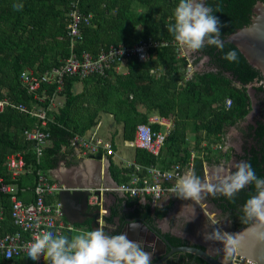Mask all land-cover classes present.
I'll return each mask as SVG.
<instances>
[{
	"label": "trees",
	"instance_id": "obj_1",
	"mask_svg": "<svg viewBox=\"0 0 264 264\" xmlns=\"http://www.w3.org/2000/svg\"><path fill=\"white\" fill-rule=\"evenodd\" d=\"M70 1L0 0V100L7 99L29 108L33 101L20 89L19 73L28 69L35 74H42L56 68L68 55L65 17ZM134 1L142 5L150 4L149 7L155 9L136 14L130 8ZM256 1L264 2L204 0V3L219 18L222 25L220 38L223 39L235 29L248 24L251 7ZM178 2L179 0H78L79 10L84 15L90 14L91 20L89 25L81 27L82 40L76 45V50L94 55L102 48L117 45L129 47L143 39L166 44L150 51L147 61L143 63L128 61L123 73L106 71L103 76L94 75L82 80L63 78L58 95L64 101L57 110L46 113L48 121L42 130L49 134L50 144L43 151L38 164L32 152V143L24 141L21 136V131L32 128L36 119L4 108L0 114V177L6 183L11 182L3 166L7 154L23 152L26 168L31 173L19 177L15 183L19 187L32 188L36 170L51 169L60 147L66 146L70 139L82 136L95 126L93 118L98 111L110 115L115 124H122V137L125 141L132 140L135 126L144 123L147 114L171 116L173 128L166 137L160 156L154 158L143 150L134 149V163L168 168L175 163L186 164L190 152H193L196 157L192 161V169L201 177L203 160L213 165L219 161L226 163L231 157L228 152L217 150L211 154L210 147L220 141L228 128L236 126L248 114L250 97L245 92L247 86L253 92L258 114L244 128L241 153L234 157L237 163L249 162L257 177L264 179V78L255 69L247 67L234 47L224 44L223 50L206 45L200 51H191L196 61L205 60V69L194 71L188 80L183 81L186 62L177 57L173 44L175 40L167 30L174 20L173 12ZM110 4L114 7L113 15L109 13ZM137 28L141 30L138 31ZM228 51L236 52L235 61L224 59ZM157 67L162 69L161 74H148L150 69ZM77 83L81 84L82 89L74 94L72 89ZM54 90V85L45 88L46 99L43 103H38L43 109L48 106V98ZM225 99L230 100L227 109L223 106ZM88 100L95 107L87 115L85 122L81 123L76 117V111L80 103ZM137 107H141L144 112L137 111ZM188 126L192 127L195 137L191 148H181L188 139ZM152 129L156 130L158 127L152 126ZM235 170L236 168L231 173ZM109 172L114 179L123 174V182L130 170H117L110 165ZM257 194L254 184H249L230 198L207 192L205 197L207 202L229 218L236 231L246 227L253 217L246 214L245 205ZM29 198V192L22 194L24 202ZM0 205L3 218L0 221V235L12 233L14 228L9 220L7 196L0 194ZM110 216L106 218L108 223ZM165 238L173 246L186 244L179 238L168 235ZM28 262V258L23 257L14 261V264Z\"/></svg>",
	"mask_w": 264,
	"mask_h": 264
},
{
	"label": "built area",
	"instance_id": "obj_2",
	"mask_svg": "<svg viewBox=\"0 0 264 264\" xmlns=\"http://www.w3.org/2000/svg\"><path fill=\"white\" fill-rule=\"evenodd\" d=\"M90 14H82L78 8V0L69 2V9L65 17V37L68 39V55L59 63L56 68H51L42 74H35L31 70L25 69L18 75L20 89L32 99L29 108L22 104H17L7 99L0 100V114L4 108L12 109L20 114L28 115L36 119V123L29 129H23L21 136L24 141L32 143V152L36 163L38 164L43 151L49 147V134L42 130L45 127L48 118L47 112L53 110V103L58 93L61 91L62 81L65 77H74L78 80L90 76H103L106 71L114 73H123L124 65L130 61L143 63L147 61L150 51L164 46L166 43L156 42L150 39L139 40L132 46H109L99 49L94 55L83 50H76V45L82 40L81 27L89 25ZM175 52L178 58H183L186 62L183 81L188 80L194 70L192 62L189 59L191 50L178 45L175 41ZM162 69L157 67L148 71L149 75H159ZM54 85L55 90L48 98V106L42 108L38 103H43L46 99L45 88ZM223 106L227 109L230 106V100L225 99ZM157 126L158 129H152ZM173 128V118L171 116L161 117L156 113H149L144 123L137 124L133 131V138L126 146L132 149L143 150L154 158H158L165 147V140ZM87 132V131H86ZM84 133L82 136H75L69 140L66 146L60 147L59 154L66 151H76L78 156H95L103 151L106 155H111L109 143L97 137L94 132ZM203 146V144L201 145ZM211 149L222 153L228 150L226 145V134L220 141L213 144ZM196 157L190 152L186 164L175 163L168 168H161L158 165H139L136 163H127L125 168L130 172L126 180L117 184L114 188H98V195L93 191L88 197V204L97 207L100 217L106 215V211L101 210L100 194L106 192H115L127 198H136L147 200L152 206L157 205L169 195L176 193L174 185L178 179L187 171L192 169V161ZM215 165H223L219 161ZM212 164L202 161L201 179L207 182L209 175L213 178L219 174H210L209 169ZM4 171L9 177L10 183H6L0 177V194L7 196L9 202V220L14 228L12 233L0 235V261L6 264H14L17 259L27 257L28 247L33 241L34 236L40 232L50 231L55 235H61L63 232L73 230V226L65 222V211L60 200L52 203L47 202V197L53 194H59L66 188L48 181L44 171L36 170L33 175V186L19 187L15 182L31 172L26 168L23 152H12L5 156ZM215 169V167H213ZM213 169V170H214ZM222 174V173H221ZM210 179V178H209ZM95 191V190H94ZM29 192L30 198L26 202L22 199V194ZM20 194V195H19ZM2 207L0 205V221L2 220ZM99 225H103L99 221ZM106 227V225L104 226ZM108 228V227H107ZM231 257V264H253L249 260L237 256V259ZM28 264H46L47 261L41 257L38 261H32L28 258Z\"/></svg>",
	"mask_w": 264,
	"mask_h": 264
},
{
	"label": "clouds",
	"instance_id": "obj_3",
	"mask_svg": "<svg viewBox=\"0 0 264 264\" xmlns=\"http://www.w3.org/2000/svg\"><path fill=\"white\" fill-rule=\"evenodd\" d=\"M212 12L204 0H179L173 12L174 20L167 30L178 45L193 52L206 45L223 50L222 25ZM224 59L233 62L237 54L228 51ZM235 168L230 175L217 177V183L203 181L194 169H190L178 179L173 190L181 199H199L204 192L230 198L254 184L258 194L247 201L245 211L249 217L264 219V179L257 177L249 162L240 161ZM128 225L133 231L140 227L136 221H128ZM205 239L223 241L229 246L235 244L233 234L219 227L207 233ZM41 257L48 264H152V254L144 250L141 242L129 239L127 232L107 235L101 229L71 237L50 231L37 233L28 247V258L38 261Z\"/></svg>",
	"mask_w": 264,
	"mask_h": 264
},
{
	"label": "crops",
	"instance_id": "obj_4",
	"mask_svg": "<svg viewBox=\"0 0 264 264\" xmlns=\"http://www.w3.org/2000/svg\"><path fill=\"white\" fill-rule=\"evenodd\" d=\"M75 85L76 88L73 89V91L75 90L74 94H77L81 91V89H77V85H79V83ZM61 99V96L55 98L53 107H51L53 110H57V108L61 106ZM137 111L142 113L144 112L141 107H137ZM88 132H94L97 137L109 143L112 154L106 155L103 151H101L98 153V155H101L100 161L91 159L92 156H78L76 151H66L63 154H58L54 166L51 169L44 171V175L49 182L55 183L72 191L84 187L88 183L94 184L96 180L97 184L100 183L99 188H114L124 179L123 174L117 175L116 179H114L109 172L110 165L117 170H126L127 168H125V165L127 163H133L135 160L134 149L126 146V143L130 141L123 140L122 124H115L110 115H102L95 126L86 133ZM209 172L210 174L217 173L215 169L214 171L213 169L212 171L209 169ZM96 174H98V177ZM176 196L177 193L171 194L167 199H163L157 205L152 206L147 200L127 198L115 192L101 193V210L104 209L106 211V215L102 218V220L104 221L106 227H108V230L112 232L111 235H117L118 229L121 225H123L124 230L122 233L127 232L129 239H140V241H144L149 244L148 239L142 237L143 235L139 233L138 229L133 231L129 228L128 222L124 221L132 218H141L149 223L159 233L179 238L187 242L191 239H188L181 233V231L178 230V214H175L173 211H169L168 209L171 208V206H180L183 209L185 208L186 211H190L192 206L181 205L180 202L175 203L176 201H173L172 198ZM56 200H60V197L57 194L47 197V202L49 203ZM68 209L69 211L67 210L66 212L65 222L71 224L74 229L63 232L61 235L71 237L82 232L96 230L92 219L89 216L97 210V207L88 205L86 210L79 209L76 200H71L69 202ZM161 212H163L161 216H158ZM146 213L148 214L147 216L144 215ZM167 213L172 215L166 216ZM109 216L110 223L106 221V218H109ZM145 249L146 248L144 247V250ZM46 264H48V262Z\"/></svg>",
	"mask_w": 264,
	"mask_h": 264
},
{
	"label": "water",
	"instance_id": "obj_5",
	"mask_svg": "<svg viewBox=\"0 0 264 264\" xmlns=\"http://www.w3.org/2000/svg\"><path fill=\"white\" fill-rule=\"evenodd\" d=\"M222 40L224 44H230L236 49L247 67L255 69L264 78V2L256 1L251 7L248 24L235 29ZM91 159L100 161L101 155L93 156ZM96 176L98 177V174ZM99 184L96 180L94 184L88 183L77 190L65 189L61 191L58 195L65 215L67 210L69 211L68 205L71 200H76L79 209L86 210L89 205L88 197L91 191L98 195L96 190L99 188ZM89 217L96 229L104 231L105 224L98 210H95ZM99 221L103 225H99ZM124 221L139 223V233L148 239L149 244L140 241V239H135V241L142 242L145 250L152 254V264H231L230 259L233 255L234 259L239 256L253 264H264V219L255 216L250 219L246 227L231 232L235 239V244L230 246L231 253L217 256L209 254L202 246L189 244L173 246L164 235L141 218ZM123 230L124 226L121 225L117 235Z\"/></svg>",
	"mask_w": 264,
	"mask_h": 264
},
{
	"label": "rangeland",
	"instance_id": "obj_6",
	"mask_svg": "<svg viewBox=\"0 0 264 264\" xmlns=\"http://www.w3.org/2000/svg\"><path fill=\"white\" fill-rule=\"evenodd\" d=\"M149 5L150 4L142 5V4L134 1V2L131 3L130 8L136 14H143V13H146V12L153 11L155 9V7L150 8ZM153 5H156V4H153ZM109 8H110L109 9L110 15H113L114 14V7L112 6V4L109 5ZM153 17H155V15H153ZM137 29H138V31L141 30L140 28H137ZM46 40L48 41L49 38L47 37ZM189 56H190L189 59L192 62V66L191 67H192V69L195 72H200V71L205 69V66H204L205 60L204 59H200V60L196 61L195 57L192 56V53H189ZM123 71H124V69H123ZM75 86L76 85H74L73 89L76 88ZM233 86L236 89H239L238 85L234 84ZM73 89H72V93H74V91H75V90L73 91ZM77 89H82L80 83H79V85H77ZM245 92L250 97V101H251L250 102V106H249V112L246 115V117L244 118V120H242L236 126L228 128L227 131H226V145H227L228 149L229 148L232 149V150H230L232 152V155H235V154L239 153L240 147L242 145L243 130L248 124L252 123V121H253V119L255 118V115H256V106H255L254 101H253V99L251 97L252 96L251 87L247 86ZM61 101H62V104H63L64 98H62ZM62 104H61V106H62ZM94 107H95V105L89 103V100L88 101H83L82 103H80L79 109L76 111V117H78L82 121L81 123L85 122V119H86L87 115L92 113ZM102 115H106V114H102V112L98 111L96 113V115L94 116V118H93V122L95 121L97 123V121L99 120V118ZM192 131H193L192 127L188 126L187 129H186L188 139H187V141L184 144H182L180 146L181 148H185V147L186 148H191L192 142H193V137H195ZM210 151H211V147H210ZM230 151L229 150H227V151L225 150L224 153L228 152L230 154ZM213 152H215V151L212 150L211 154ZM234 160L235 159L231 157L228 160V162L225 163V166H223V165L210 166V170L212 171V169H214L213 167H215V170H216L217 174H219V175L216 176L215 178H213L212 175L211 176L209 175L210 179L208 178L207 182L208 183H216V182H218L217 179H216L217 177L227 176V174L229 173V170L232 167H234V165H236ZM201 197H203V193L201 194ZM201 197L199 199H181L178 196H176V197L172 198V200L176 201L175 203L180 202L181 205H191L192 208L195 211L200 212V215L202 216V218L205 219L209 223V225H211V226L215 225V227H219V228L222 229L221 222L218 221V220L214 221V216L210 215V212L206 209L205 204L202 203ZM169 199H171V198H169ZM168 210L169 211H173L175 214H178V215H180L182 212L186 211L185 208L183 209L180 206H178V207L171 206V208H169ZM223 232H225V231L223 230ZM181 233H182V231H181ZM186 237L188 239L192 238L191 235H186Z\"/></svg>",
	"mask_w": 264,
	"mask_h": 264
},
{
	"label": "flooded vegetation",
	"instance_id": "obj_7",
	"mask_svg": "<svg viewBox=\"0 0 264 264\" xmlns=\"http://www.w3.org/2000/svg\"><path fill=\"white\" fill-rule=\"evenodd\" d=\"M252 99H253V97H252ZM257 114H258V110L256 108L255 117L257 116ZM243 143H244V140L242 139V145L240 147V151L238 154L241 153ZM228 150L230 151L232 149L229 148ZM230 155L232 158L235 159L234 156L237 154L232 155V152L230 151ZM234 161L237 164L236 159ZM235 166L236 165H234V167H232L229 170V173L227 175H230L231 171L235 168ZM201 201L203 204H205V207L210 212V215L214 216V221L215 220L220 221L222 229L226 233L231 234V232L234 231L232 222L229 220V218L226 215L222 214L219 210L215 209L212 204L207 202L206 197H205V192L203 193V197H201ZM167 215L171 216L172 214L167 213L166 216ZM177 218L179 220L178 230L182 231V234H184V235L186 234V235L192 236L191 240H188L186 242V244L202 246L209 254H211L213 256H217L219 254L227 255V254L231 253L230 246L227 243H225L223 241H219V240H207V239H205L206 234L211 232L213 230V228H215V225H213V226L209 225V223L205 219L202 218V216L200 215V212H197L193 208H190V211L183 212L182 214L178 215ZM104 232L112 233L111 231L108 230L107 227L104 228ZM160 234H163V233H160Z\"/></svg>",
	"mask_w": 264,
	"mask_h": 264
},
{
	"label": "bare ground",
	"instance_id": "obj_8",
	"mask_svg": "<svg viewBox=\"0 0 264 264\" xmlns=\"http://www.w3.org/2000/svg\"><path fill=\"white\" fill-rule=\"evenodd\" d=\"M190 58V57H189Z\"/></svg>",
	"mask_w": 264,
	"mask_h": 264
}]
</instances>
